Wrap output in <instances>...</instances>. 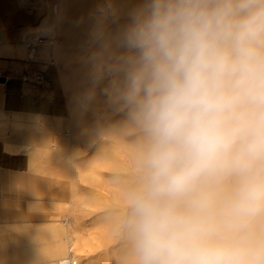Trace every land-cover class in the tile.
Masks as SVG:
<instances>
[{
    "label": "clouds",
    "instance_id": "1",
    "mask_svg": "<svg viewBox=\"0 0 264 264\" xmlns=\"http://www.w3.org/2000/svg\"><path fill=\"white\" fill-rule=\"evenodd\" d=\"M126 16L91 57L130 144L118 264H264V0H138Z\"/></svg>",
    "mask_w": 264,
    "mask_h": 264
},
{
    "label": "bare ground",
    "instance_id": "2",
    "mask_svg": "<svg viewBox=\"0 0 264 264\" xmlns=\"http://www.w3.org/2000/svg\"><path fill=\"white\" fill-rule=\"evenodd\" d=\"M39 2L46 3L50 9L47 20L38 29L43 38L38 34L32 39L25 38L18 48L23 56L47 61L60 68L67 113L57 112L52 117H41L36 128H21L15 142L5 140L6 149L24 153L27 171L13 176L12 185L4 189L24 195L26 199L30 193L42 196L51 188V181H38L37 177L43 171L36 167H55L50 173H53L54 183L57 184L56 190L51 191L47 203L29 201V210L32 217L57 219L65 215L68 219L71 255L59 260L58 264H118L120 250L115 240L114 221L120 189L114 192L109 187L97 186L85 198L81 196L77 181L83 176V152L89 146L94 148L89 161L97 162L99 154L111 141L116 139L121 145L124 136L117 133L114 125L106 131L89 132L87 111L101 106L103 92H93L84 74L93 71L91 57L98 47L89 49L90 35L96 34L101 25L107 31L106 25L114 20V17L105 19L101 10L106 9L109 3L114 7L123 4L130 8L138 0ZM119 30L114 31L113 26L106 33L115 35ZM31 41L36 43L33 48L29 47ZM105 82L106 85L107 79ZM94 178L100 180L98 175Z\"/></svg>",
    "mask_w": 264,
    "mask_h": 264
},
{
    "label": "crops",
    "instance_id": "3",
    "mask_svg": "<svg viewBox=\"0 0 264 264\" xmlns=\"http://www.w3.org/2000/svg\"><path fill=\"white\" fill-rule=\"evenodd\" d=\"M39 1L0 0V77L4 78L0 81V264H58L71 255L65 218L32 217L29 210V201L47 203L56 190L50 173L55 167H36L43 171L38 181H51L42 196L30 193L26 199L4 189L12 185L13 176L27 171L24 153L6 149L5 140L15 142L21 128H36L41 117L67 111L57 69L47 61L21 55L18 48L38 33L43 12L40 15L37 9ZM38 74L44 76L42 81L37 80ZM44 248L51 253L44 254Z\"/></svg>",
    "mask_w": 264,
    "mask_h": 264
},
{
    "label": "rangeland",
    "instance_id": "4",
    "mask_svg": "<svg viewBox=\"0 0 264 264\" xmlns=\"http://www.w3.org/2000/svg\"><path fill=\"white\" fill-rule=\"evenodd\" d=\"M39 6L37 7L40 15L41 11L42 12V17L39 26H42L45 21L47 20V17L50 14V9L46 3H38ZM118 10V15L114 17V20L111 21L106 25L107 31L108 32L111 27L114 26V31L117 29H120L121 26L126 22V14L130 8H128L126 5L123 4H118L115 7ZM43 9V10H42ZM38 26V29H39ZM41 37L43 36L42 33H37ZM89 42V49H92L96 46H98V41L95 38V34H91L90 38L88 40ZM34 60V59H33ZM50 63V62H49ZM52 67H55L58 71V79H59V85L65 95V101H66V94L64 92L62 83H61V71L60 68L53 63H50ZM87 80V85L90 87V89L93 92L102 94V90L105 87V78L104 81L100 83H96L94 81V76H93V71H89L84 74ZM101 106L98 107V109H88L87 111V126L89 129L90 133H98L101 131H106L111 129L112 125H114L117 133H121L122 136H124V133L122 130L117 127V122L120 120V115L117 114L113 108L109 107L106 101L105 96L102 94L100 98ZM58 112H63L67 113V111H58ZM117 127V128H116ZM124 143L121 145H118L116 142V139L114 141H111L108 146L105 148L103 152L99 154V158L97 162L94 161H89V159L93 155V145L89 146L84 152H83V162H82V167L81 170L83 171V176L78 179V184L80 186V189L82 191L81 196L82 197H87L91 193V191L97 187V186H106L109 187L110 189H114L115 191H118V186L115 184L113 181H116L119 178V173L122 170V168L129 162L130 160V144L128 140L123 137ZM98 175L100 177V180L96 181L94 176ZM111 177H114V179H111ZM62 218H65L62 221L67 222V228L70 231L69 227V221L66 218L65 215H63ZM2 224V223H1ZM0 224V225H1ZM33 247V246H32ZM44 254L49 255L51 253V249L49 248H44L41 250ZM41 264H49L48 261L45 263Z\"/></svg>",
    "mask_w": 264,
    "mask_h": 264
},
{
    "label": "built area",
    "instance_id": "5",
    "mask_svg": "<svg viewBox=\"0 0 264 264\" xmlns=\"http://www.w3.org/2000/svg\"><path fill=\"white\" fill-rule=\"evenodd\" d=\"M42 38H43V37H41V39H42ZM35 45H36V43H35L34 41H31V42L29 43V47H30V48L35 47ZM36 78H37L38 81H42V80L44 79V76H43L42 74H38V75L36 76Z\"/></svg>",
    "mask_w": 264,
    "mask_h": 264
},
{
    "label": "water",
    "instance_id": "6",
    "mask_svg": "<svg viewBox=\"0 0 264 264\" xmlns=\"http://www.w3.org/2000/svg\"><path fill=\"white\" fill-rule=\"evenodd\" d=\"M4 80V78L0 77V81Z\"/></svg>",
    "mask_w": 264,
    "mask_h": 264
}]
</instances>
